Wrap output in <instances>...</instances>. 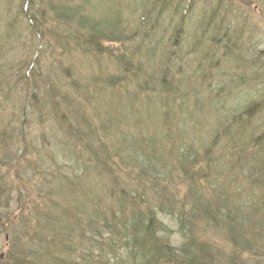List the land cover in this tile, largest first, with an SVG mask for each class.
Instances as JSON below:
<instances>
[{"label":"trees","instance_id":"trees-1","mask_svg":"<svg viewBox=\"0 0 264 264\" xmlns=\"http://www.w3.org/2000/svg\"><path fill=\"white\" fill-rule=\"evenodd\" d=\"M21 1L18 15L27 26L25 32L21 30L31 38L39 37L48 49L66 54L85 53L88 46L93 53L102 54L100 37L106 35L108 41H118L121 36L116 34L122 21L137 15L143 5L141 0H127L130 3L120 2L115 9L108 10L110 14L107 13L105 22L110 19L108 26L113 30L104 32L80 16L78 8H69L67 5L72 3L69 0H62V4H58L61 0ZM104 1L97 5H104ZM121 4H124L122 8ZM142 11L140 18L144 16ZM21 30H18L20 34ZM6 35L0 48L13 49L22 42V38L17 39L8 31ZM46 35L48 40L40 38ZM140 49L135 46L126 56L119 49L107 55L115 69L113 78L106 80L105 89L112 85L118 88L130 81L135 86L123 97L110 92L114 102L106 105L113 108L115 102H122L120 106L127 109L115 123H97L95 116L87 115V106L79 93L80 84L69 69H64L62 59L56 72L67 80L65 90L62 84L51 82L53 76L48 75L49 71L45 73L42 66L38 67V57L30 59V55L0 65L3 67L0 70V209L9 207L14 190L8 188L21 182L27 168L36 170L49 161L48 166L53 165L58 171L56 176H50H55L51 180L46 177L48 174L39 173V181L46 190L36 197L35 210L29 215L24 212L26 217L20 216L17 227L5 229L9 258L4 264H264V193L258 199L251 192L252 187L264 191V130L247 143L242 142L253 144L248 157L246 145L234 144L237 140L227 137L232 125L244 128L253 114L263 112V98L239 108L230 125L225 126L221 121L212 131L199 133L194 143L186 139L189 133L183 118L176 123L175 130L158 128L159 122L155 121H161L160 116L167 120V113L165 117L162 114L156 117L148 102V95L162 93L164 97L159 105L163 109L182 112L184 102L180 101L187 94L166 76L174 57L161 62L157 70L148 69L149 66L131 67L132 58L139 56ZM88 93L96 111L97 100ZM139 96L140 103L133 108ZM131 114L136 117L131 129H126ZM31 122L40 124V134L30 131ZM107 135L118 139L126 149L118 145L114 148L113 144L109 147L104 143ZM224 137L230 142L231 151L228 157L221 155L226 162L220 166L222 159L216 153L222 149ZM19 147L22 150L18 154ZM13 161L23 166L21 173ZM64 166L70 168L71 174L61 170ZM228 167L231 172L243 170V179L249 180L244 194L239 192L243 183L227 176ZM245 168L250 171L245 172ZM253 168L257 172L252 174ZM89 173L95 174L103 184L96 194L79 187L78 174L83 177ZM11 174L12 180L8 179ZM177 175L186 181V192L179 198L169 185ZM108 198L114 201L111 205ZM16 209L21 211L20 201ZM81 213L84 219L79 216ZM158 213L174 219L175 232L181 235L179 241L164 237L165 224ZM1 217L8 222V216L0 214V220ZM197 222L223 233L231 243L227 256L209 240L197 237Z\"/></svg>","mask_w":264,"mask_h":264},{"label":"rangeland","instance_id":"rangeland-1","mask_svg":"<svg viewBox=\"0 0 264 264\" xmlns=\"http://www.w3.org/2000/svg\"><path fill=\"white\" fill-rule=\"evenodd\" d=\"M69 1L72 2L67 5L69 8H78L81 11L80 16L88 19L90 24L95 23L96 29L104 32L113 30L112 27L108 26L111 24L109 22L110 19L109 23L105 22L107 21L105 20L107 18L106 15L108 16L107 13H109L108 10L115 9L120 2H128L127 0H105L107 4L104 1V5H97L100 0ZM141 1L143 5L136 12L137 15L134 14L133 17H127L129 20L124 19L122 21L121 29L116 34V36H121L117 39L118 41H108L105 38L106 35L100 37L101 47L104 50L102 54L95 51L93 53V51H90L92 49L89 46L84 49L85 53L74 51L72 54L69 52L66 54L58 49L52 51L47 46L45 47V43L43 44L39 37L31 38L24 33L27 29L26 22L18 15L21 0H0V45L7 37V31L15 35L17 39L22 38V42L19 43L18 47L9 49L7 46L5 48L2 46L0 48V65H4L7 60L14 62L29 58L30 55V59L32 56H34V59L38 57L36 61L38 67L42 66V70L45 73L46 70L47 72L49 71L48 75L53 76L50 79L51 82L55 85L62 84V88L65 90L64 84L67 80H64L56 72V69L60 68L59 61L62 59L64 69H69L71 74H73V78L80 84L79 93L82 96L84 105L87 106L85 108L87 115L95 116L97 123H108L111 121L115 123L120 120L118 119L120 113H124L122 111L127 109L120 106L122 102L118 104L115 102L113 108L110 105H106L114 102L110 99V96L113 95L110 92L123 97L127 91L134 90L135 86L130 81L126 84L125 82L121 83L118 88L112 85L109 86L110 88L107 87L105 89L106 80L113 78L112 74H114L115 69L112 59L107 56L108 53L119 49L126 56L131 48L135 46L141 47L139 56L132 58L133 61L130 66H140L144 67L143 69L149 66L148 69L151 70L160 69L161 62L169 59V57L171 59V56H173L174 64L170 65L171 70L167 72L166 76L168 80L171 78L170 82L178 90L187 94V98L184 97L180 101V103L184 102L182 112L178 109H174L175 111L170 108L163 109L159 105L160 99L164 97L162 93L159 96L157 94L148 95V102L152 105H150V108L153 109L152 113L155 115L156 112V117L158 114L164 116V113H167V120H163L160 116L161 119L159 118V120L161 121H155L159 122L157 124L158 128H162L164 131H166L167 127L175 130L177 128L176 123L183 118L186 124L185 130L189 133L186 139L194 143L198 141L197 136H199V133L201 134V132L208 130L212 131L216 123L222 121L225 126L230 125L232 123L231 118L238 113L239 108L247 107L249 103H258L260 98H263L264 101V0ZM62 2V0L58 1V4H62ZM123 6L124 4L120 5L121 8ZM143 8L145 9L142 11ZM141 11L144 16L140 18ZM8 23H10V26H8ZM87 26L89 25L87 24ZM18 30L22 31H20L21 34ZM126 36H128V39H126ZM40 38L46 41L49 36H40ZM39 46L40 49L37 50ZM47 66L50 68L48 69ZM259 66L262 68L258 71ZM2 69L3 67H0V70ZM160 73L161 70H158V74ZM88 91V95H93L97 100L95 102L96 111L93 108V101L87 96ZM140 100L139 96L138 100L132 104L133 108L138 106ZM140 108L142 109V106ZM262 110L263 112L261 113L253 114V117L246 121L247 124L244 128L232 125L230 128L232 132L227 134L228 140L229 137L237 140L234 144L242 147L246 145L247 157L249 153L252 154L253 152L250 149L253 144L250 142L248 145H243L242 142L245 141L247 143L249 138L258 136L259 132L264 130V105ZM134 115H130L129 126L128 122L124 126L126 129L132 126L136 117ZM113 117L115 118L114 120H112ZM30 126V131L34 135L41 133V126L37 122H33V124L31 122ZM104 139V143L109 147L110 144H113L114 148L118 145L121 149H126L115 137L112 138L107 135ZM222 139L224 141L220 144L222 149H217L216 153L219 159H222L219 161L220 166L226 162V159H223L221 155L224 154L226 156L231 151L230 142H226L225 137ZM21 150L19 147L17 153L19 154ZM125 152L127 153V150ZM84 158L82 157L83 162ZM13 162L15 166H18L17 168L20 169L21 173L23 166L16 161ZM49 163V161H46L45 165L38 166L36 169L38 170L37 173H34L35 169L27 168L22 174L21 182H17L14 188H8L13 189L14 193L9 207H1L0 209L2 216H8V222L6 218L1 217L2 221L0 220V264L6 263L9 258V239L7 234H5V229L17 227L20 216L26 217L24 212L27 213L26 215H29L31 211L33 212L35 210L33 206L37 204V201H35L36 197L42 194L39 192L46 190L39 181V173L43 176L48 174L46 176L48 179L55 178L58 173L55 168H52L55 166L52 165L50 166L51 168L48 166ZM230 168H227L229 172L227 176L231 177L232 180L236 179V181L243 183L239 187V192L242 193L243 189L248 187L249 180L243 179L245 177L243 170L233 169L231 172ZM68 169L70 168L64 166L61 170L65 173L67 172L66 174H71ZM244 170L249 172L250 168H245ZM251 171L252 174L257 172L256 168ZM53 174L55 176L50 177ZM78 175L81 179L79 187L89 192L95 191L96 194L99 191V187L103 185L100 184L95 174L92 176L89 173L83 177L81 176L83 174ZM12 177L13 175L11 174L8 179L12 180ZM174 177L169 185L179 198L186 192V181H182L178 175ZM16 189L17 191H15ZM255 189V187H252L253 191L251 192L255 193V196L259 199V194L264 193V191H255ZM242 194L241 196L244 197ZM17 198L21 199L17 200ZM19 201L22 208L21 211L19 209L15 210L19 205ZM112 202L114 201L108 198V204L111 205ZM258 202L259 205H262L261 201ZM13 210H15L14 214ZM87 213L88 211L84 215ZM84 215L81 213L79 216L84 219ZM79 216L77 217L79 218ZM158 218L165 224L164 237L168 236L175 242L179 241L181 235L178 234L179 232H175L177 227L174 219L160 213H158ZM195 233L199 239L209 240L210 243L214 244L215 248L223 250L224 257L230 252L231 243L229 244L223 233L205 226L202 222L196 223ZM161 234L163 233L161 232ZM18 246H21L20 240H18ZM246 256L247 254L243 257Z\"/></svg>","mask_w":264,"mask_h":264},{"label":"water","instance_id":"water-1","mask_svg":"<svg viewBox=\"0 0 264 264\" xmlns=\"http://www.w3.org/2000/svg\"><path fill=\"white\" fill-rule=\"evenodd\" d=\"M1 256V255H0Z\"/></svg>","mask_w":264,"mask_h":264}]
</instances>
